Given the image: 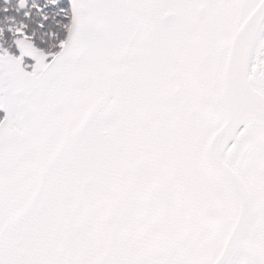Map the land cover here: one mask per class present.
Listing matches in <instances>:
<instances>
[{
	"label": "snow or ice",
	"instance_id": "snow-or-ice-1",
	"mask_svg": "<svg viewBox=\"0 0 264 264\" xmlns=\"http://www.w3.org/2000/svg\"><path fill=\"white\" fill-rule=\"evenodd\" d=\"M0 264H264V0H0Z\"/></svg>",
	"mask_w": 264,
	"mask_h": 264
}]
</instances>
